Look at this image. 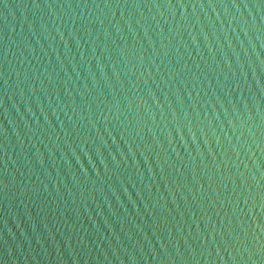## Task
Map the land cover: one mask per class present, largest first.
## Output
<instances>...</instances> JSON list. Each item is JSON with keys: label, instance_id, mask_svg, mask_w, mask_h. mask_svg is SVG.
Instances as JSON below:
<instances>
[{"label": "water", "instance_id": "1", "mask_svg": "<svg viewBox=\"0 0 264 264\" xmlns=\"http://www.w3.org/2000/svg\"><path fill=\"white\" fill-rule=\"evenodd\" d=\"M0 264H264V0H0Z\"/></svg>", "mask_w": 264, "mask_h": 264}]
</instances>
